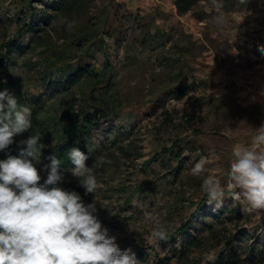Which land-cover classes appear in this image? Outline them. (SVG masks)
<instances>
[{"label": "rangeland", "instance_id": "1", "mask_svg": "<svg viewBox=\"0 0 264 264\" xmlns=\"http://www.w3.org/2000/svg\"><path fill=\"white\" fill-rule=\"evenodd\" d=\"M172 1L86 0L82 14H74L73 20H84L105 10L106 20L99 34L104 43L92 47L84 59L94 67L100 66L104 58L112 65L118 92L129 101L130 109L125 108L124 114L131 112L129 119L103 123L95 133L97 146H107L113 157L97 153L93 162H99L102 167L97 165L91 172L102 187L89 195H84L81 187L80 195L85 204L92 203L95 195L94 215L108 229L109 236L116 237L121 250L131 248L135 253L138 247L163 255L166 248L179 246L180 241L175 238L169 243L155 239L151 237L153 228L157 224L166 232L178 228L204 196L203 180L214 176L225 188L224 196L219 203H209V198L204 201L199 216L188 229L189 235L205 229L212 210L232 206L248 217L227 224L229 232L239 237L246 231L248 249L254 242L256 249L264 248V241H260L264 237V211H243L226 188L233 145L241 143L250 148L254 129L264 122V55L257 50L258 45H264V3L261 0H199L192 10L179 16L175 14ZM45 3L48 0H33L31 7L42 8ZM27 9L25 0H0V20L5 24L0 29V45L8 39L20 46L27 45L34 26L13 37L16 18L29 12ZM217 15L227 20L222 29L213 22ZM152 18L154 22L149 21V29L153 31L152 24H155L164 33L159 48L138 49L137 21ZM66 21L55 20L48 27L56 44H63L59 30ZM125 48L136 51L128 55ZM36 60L29 51L24 55L16 53L10 64H16L13 72L23 77L26 73L29 76L30 71L21 64H34ZM173 72L181 73L178 83L160 89L165 96L162 100L157 98L159 93L153 95L152 100H157L158 106L152 109L145 103L150 98L148 86L153 79L165 84L167 76L171 78ZM166 73L171 74L166 76ZM163 111L168 112L171 123ZM21 136L14 138H19L17 145ZM113 137L118 138L116 146L108 144ZM175 140H179L182 150L177 159H171L166 165L151 162L143 166L153 155L161 157L160 149L169 147ZM121 146L127 153L119 151ZM17 149L19 155L20 149ZM197 150H201L203 156ZM201 158L209 161L206 170L199 176L193 175L191 168ZM90 161L86 165L93 169ZM45 164L49 162L40 156L37 167L42 170ZM171 172H177L175 178ZM41 174L46 178V173ZM63 177L62 184L79 186L70 170ZM179 198L187 200L183 209L175 207ZM176 209L180 214L173 211ZM226 214L223 213V217ZM234 239V244L243 246L236 237ZM213 254L202 257L208 261Z\"/></svg>", "mask_w": 264, "mask_h": 264}, {"label": "trees", "instance_id": "2", "mask_svg": "<svg viewBox=\"0 0 264 264\" xmlns=\"http://www.w3.org/2000/svg\"><path fill=\"white\" fill-rule=\"evenodd\" d=\"M25 1L29 12H25L21 18H16V30L13 37L22 35L23 29H29L31 25L35 27L33 36L29 38L26 46H20L11 39L0 45V90L8 89L16 97L18 106H27L31 109L32 127L22 134L20 140L27 139L29 135H39L41 156L50 163L48 157L55 154L61 160L59 171L63 176L74 167L67 158V151L72 147H79L88 156L86 162L91 160L90 165H93L91 171L94 172L97 165L102 167L99 162H93L97 153L108 154L109 158L113 157V152H109L107 146H97L94 139L95 133L103 123L113 119H129L131 116V112L128 115L124 114L125 108L130 109L129 101L122 98L118 92L112 65L104 58L100 66L94 67L87 64L84 59L92 51V47L95 45L100 47L104 43L99 34L105 24L106 12L100 10L93 13L91 17L75 21L74 14H82L81 11L86 7V0H48L42 8L31 7L33 0ZM198 1L173 0L175 14L179 16L186 14ZM26 14L27 21H25ZM63 19L67 21L59 30L61 33L59 37L63 43L60 45L51 39L48 27L55 20ZM149 21L153 23L154 19L137 21L140 35L138 49L159 48V41L164 33L155 24H152L154 28L151 31ZM4 25V22L0 20V29ZM167 41L170 42L168 39ZM29 51L37 57V60L34 64H21L30 71L29 76L26 73V76L21 77V73L17 75L13 72L16 64L10 63L16 53L24 55ZM135 51L125 48L128 55H133ZM168 74L171 73H166V76ZM180 77V72H173V76L171 78L167 76L163 85L153 79L151 86L147 88L150 98L145 103L151 105L152 109L155 105L158 106L157 100H152V96L159 93L157 98L162 100L165 96L160 89H167L177 84ZM162 113L171 123L172 118L168 112ZM188 121L189 118L187 123ZM117 142L118 138L113 137L108 144L116 146ZM16 143H13L6 151L0 152V160L6 159L8 155H17ZM118 149L122 154L127 153L124 146ZM197 151L203 156L201 150ZM181 152L179 140H175L169 147L160 149L161 157L155 154L144 161L143 166L146 167L151 162L166 165L171 159H177ZM176 173L170 174L175 178ZM61 186L68 190H75L79 194L81 192V187L74 183H64ZM207 198L208 196L204 194L186 220L173 232H167V239L163 242L170 243L177 238L180 241L179 246L170 245L163 255L153 250L136 247L135 255L138 261L142 264L147 262L149 264H264V248L256 249L255 242L250 249L246 247L249 235L246 231L241 232L239 237L229 232L227 224H232L239 218L246 220L248 217L241 215L232 206H221L219 209L212 210L211 220L205 229L189 235L188 229L199 216L201 205ZM186 203L185 198H179L175 207L183 209ZM173 211L180 214L178 209ZM223 213L227 214L223 217ZM235 237L242 242L243 246L234 244ZM260 241H264V237ZM210 253H214L213 258L204 260L202 255ZM247 254L249 257L245 256Z\"/></svg>", "mask_w": 264, "mask_h": 264}, {"label": "clouds", "instance_id": "3", "mask_svg": "<svg viewBox=\"0 0 264 264\" xmlns=\"http://www.w3.org/2000/svg\"><path fill=\"white\" fill-rule=\"evenodd\" d=\"M221 28L227 23L222 15L213 18ZM257 50L264 55V45ZM32 127L31 109L18 106L8 89L0 90V152L15 143V137ZM251 147L236 143L226 188L234 201L247 213L264 211V122L254 129ZM39 135L19 141V155L0 160V264H139L131 248L121 250L115 236H109L96 212V198L85 204L75 190L61 186V160L50 155L49 164L39 169ZM84 195L102 187L86 165L88 156L79 147L67 151ZM209 163L201 158L191 168L199 176ZM46 173V178L41 172ZM82 178V179H81ZM201 191L209 203H219L225 188L214 176L203 180ZM151 237L164 241L167 232L157 224Z\"/></svg>", "mask_w": 264, "mask_h": 264}, {"label": "crops", "instance_id": "4", "mask_svg": "<svg viewBox=\"0 0 264 264\" xmlns=\"http://www.w3.org/2000/svg\"><path fill=\"white\" fill-rule=\"evenodd\" d=\"M262 3H264V0H261Z\"/></svg>", "mask_w": 264, "mask_h": 264}, {"label": "built area", "instance_id": "5", "mask_svg": "<svg viewBox=\"0 0 264 264\" xmlns=\"http://www.w3.org/2000/svg\"><path fill=\"white\" fill-rule=\"evenodd\" d=\"M256 44H257V42H256Z\"/></svg>", "mask_w": 264, "mask_h": 264}]
</instances>
